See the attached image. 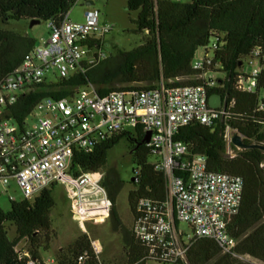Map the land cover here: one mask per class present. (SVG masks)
I'll return each instance as SVG.
<instances>
[{
  "label": "built area",
  "instance_id": "obj_1",
  "mask_svg": "<svg viewBox=\"0 0 264 264\" xmlns=\"http://www.w3.org/2000/svg\"><path fill=\"white\" fill-rule=\"evenodd\" d=\"M67 15L61 22L47 21V38L0 79V196L15 202L9 194L14 189L22 200L30 201L42 191L60 185L65 188L71 218L87 234L86 224L98 226L110 220L112 203L103 185L102 169L82 171L73 166V154L90 152L105 136L127 130L135 132L141 126L145 135L150 133L146 143L152 158L150 164L163 174L166 187L163 202L139 199L132 216L131 231L145 245L149 256L156 264H178L185 261L190 242L204 238L214 241L225 254L248 259L235 253L237 241L226 227L239 211L242 179L208 171L204 156H191L185 144L174 140L177 130L188 124L211 127L221 123L225 126L226 157L235 156L231 148L234 135L244 141L225 125L234 102L226 105L224 101L217 108L208 105L207 90L226 78L213 65L221 37H213L194 55L192 68L203 72L198 76L203 80L201 85L167 88L160 83L154 89L111 92L102 97L94 86L88 85L70 97L42 99L18 122L11 109L21 96L44 83L53 84L84 73L108 57L103 40L112 27L100 23L98 12H87L85 20L78 23L69 21ZM245 65L249 71H245ZM263 69L264 46L244 58L234 90L253 93ZM51 75L54 80L47 79ZM259 110L264 111V105ZM174 219L177 224L190 227L192 235L186 241L173 224ZM14 252L26 264H56L55 257L41 256L38 261L27 248L18 245ZM84 260V256L78 257L79 263Z\"/></svg>",
  "mask_w": 264,
  "mask_h": 264
},
{
  "label": "trees",
  "instance_id": "obj_2",
  "mask_svg": "<svg viewBox=\"0 0 264 264\" xmlns=\"http://www.w3.org/2000/svg\"><path fill=\"white\" fill-rule=\"evenodd\" d=\"M76 1L0 0V21L2 24L20 20L61 22ZM125 3L128 12L137 13L134 33L143 36L142 43L130 51L114 49L105 60L84 73L37 86L20 97L11 109L13 118L21 122L42 99L70 97L88 85L96 88L99 97L111 92L154 89L160 83L167 88L201 85L203 80L198 76L203 72L193 70L194 55L213 37L220 36L213 65L218 69L216 72L225 73L226 78L219 80L217 87L207 90V98L216 96L220 104L225 101L226 105L233 101L225 125L241 135L246 144H264V111L259 110L264 100H258L259 91L264 89V69L253 93L233 88L241 76L239 71L244 58L264 46V0H125ZM37 44L26 36L0 29V79L16 69ZM224 128L221 123L211 127L191 123L179 128L174 140L185 144L191 156H204L208 171L242 179L239 211L228 221L227 232L237 241L234 249L237 255L264 264V153L231 146L235 156L226 157ZM122 138L127 140L136 166L134 189L127 196L133 216L139 199L149 198L161 203L166 198L164 176L150 164L151 153L141 126L134 134L124 131L105 136L90 152H74L73 166L84 172L103 169L108 151ZM103 185L112 203L111 230L121 235L126 264L155 263L145 245L121 223L115 203L122 183L113 169L106 172ZM53 205L51 189H47L33 200L10 202L8 211L0 210V264H26L14 252L22 240L28 243L31 257L40 260L45 252L40 234L43 233L47 241ZM174 224L177 225L176 219ZM8 226L15 230L12 240L8 238ZM79 256H84V262H78ZM55 259L56 264H101L84 234L66 250H60ZM178 264L251 263L223 253L212 240L200 238L190 242L185 261Z\"/></svg>",
  "mask_w": 264,
  "mask_h": 264
},
{
  "label": "rangeland",
  "instance_id": "obj_3",
  "mask_svg": "<svg viewBox=\"0 0 264 264\" xmlns=\"http://www.w3.org/2000/svg\"><path fill=\"white\" fill-rule=\"evenodd\" d=\"M87 1L92 2V5L87 7L85 5ZM87 11H97L100 23L108 24L112 27V30L103 40L106 53L109 54L113 52L114 49L130 51L142 43L143 36L134 33L136 27L133 21L136 19L137 13L128 12L126 10L125 0H77L69 10L67 18L74 23L83 22ZM0 29L26 36L36 41V43H40L48 36L47 24L44 21L32 26L30 21L27 20L9 21L7 24H2L0 21ZM244 69L245 71H249L246 65ZM214 76L221 77V75L217 74ZM47 79L54 80L55 77L51 75L48 76ZM258 100H264V89L259 91ZM208 105L210 108L219 107V98L216 96L210 97ZM126 132L134 134L132 130H127ZM151 160L152 158H150V161ZM135 168L136 166L130 154L129 144L125 138H122L108 151L106 164L102 169L104 174L110 169H113L122 183V188L117 195L115 206L122 225L129 231L132 229L133 217L128 207L127 196L128 193L134 189L131 179ZM9 194H11L16 201L22 200L19 191L14 192V189H11ZM51 197L54 205L50 211L51 230L48 234L47 241H45L44 234H40L45 250V252L41 254L43 258L55 257L60 250H66L77 237L84 234L91 241L93 251L101 264H126L121 235L112 232L110 220L98 226L89 223L86 224V234L77 227L76 222L71 218L65 188L60 185L55 186L51 189ZM9 208L10 202L7 197L0 196V210L8 211ZM176 228L183 234V241H186V238L192 235L190 227L185 223H178ZM8 229V238L12 240L15 236V230L11 226H8ZM93 242H97L100 248L96 249ZM27 246L28 243L25 240H22L18 244L19 248H27ZM240 260L251 264H260L251 258Z\"/></svg>",
  "mask_w": 264,
  "mask_h": 264
},
{
  "label": "water",
  "instance_id": "obj_4",
  "mask_svg": "<svg viewBox=\"0 0 264 264\" xmlns=\"http://www.w3.org/2000/svg\"><path fill=\"white\" fill-rule=\"evenodd\" d=\"M85 5L87 6V7H89V6H91L92 5V2H90V1H87V2H85ZM31 23V26L32 25H36V24H38V22H30ZM149 139H150V133H147L146 135H145V143H148L149 142ZM231 143H232V145L235 147V148H237V149H239V150H251V149H256V150H259V151H261V152H263L264 153V144H246V143H244V141H242V139L240 138V136H238V135H234L233 137H232V139H231ZM134 181H135V179H134V177H132V179H131V183H134ZM173 224H174V221H173Z\"/></svg>",
  "mask_w": 264,
  "mask_h": 264
},
{
  "label": "bare ground",
  "instance_id": "obj_5",
  "mask_svg": "<svg viewBox=\"0 0 264 264\" xmlns=\"http://www.w3.org/2000/svg\"><path fill=\"white\" fill-rule=\"evenodd\" d=\"M93 244H94V247H95L96 249H99V248H100V246H99V244H98L97 242H93Z\"/></svg>",
  "mask_w": 264,
  "mask_h": 264
},
{
  "label": "crops",
  "instance_id": "obj_6",
  "mask_svg": "<svg viewBox=\"0 0 264 264\" xmlns=\"http://www.w3.org/2000/svg\"><path fill=\"white\" fill-rule=\"evenodd\" d=\"M87 12H89V11H87ZM87 12H86V13H87ZM248 258H249V257H248Z\"/></svg>",
  "mask_w": 264,
  "mask_h": 264
}]
</instances>
